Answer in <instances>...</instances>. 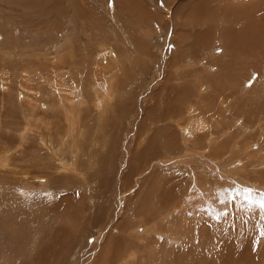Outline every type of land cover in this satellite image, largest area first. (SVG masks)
<instances>
[{
  "label": "rangeland",
  "instance_id": "rangeland-1",
  "mask_svg": "<svg viewBox=\"0 0 264 264\" xmlns=\"http://www.w3.org/2000/svg\"><path fill=\"white\" fill-rule=\"evenodd\" d=\"M251 22L263 30L264 0H0V134L10 160L2 169L30 168L22 193L4 173L0 182L6 210H17L16 220L4 213L12 227L0 242L11 264L35 256L42 264H117L130 252V264H264V183L251 179L264 164L246 169L242 160L264 144V39L237 53L247 54L242 62L226 52ZM27 110L42 113L46 125L59 113L57 136L68 130L64 111L85 128L65 136L54 158L28 145L42 150L29 160L30 151L16 152L28 138L16 113ZM190 183L193 208L181 215L175 203ZM7 198L16 199L12 207ZM38 205L44 213L30 216ZM166 223L178 245L156 236ZM240 229L247 243L235 240ZM113 239L119 246L106 251ZM44 247L49 252L38 256Z\"/></svg>",
  "mask_w": 264,
  "mask_h": 264
},
{
  "label": "bare ground",
  "instance_id": "bare-ground-1",
  "mask_svg": "<svg viewBox=\"0 0 264 264\" xmlns=\"http://www.w3.org/2000/svg\"><path fill=\"white\" fill-rule=\"evenodd\" d=\"M204 5V4H203ZM254 8H255V6H254ZM251 11H253L252 9H251ZM253 15V17H255V14H252ZM252 15H250V18L252 17ZM245 18V17H244ZM192 19L193 20H195V17H192ZM256 20V19H255ZM252 23V22H251ZM263 24V23H262ZM263 26V32L261 31V32H256V31H254V28H255V26L253 25V23L252 24H250L249 25V27H248V29L247 30H245V31H238L235 35L236 36H232L233 38L232 39H228L229 40V46H228V48H226V52H228L229 53V55L230 56H233L232 55V53L234 52V51H236V58H241V62L244 60V58H245V56H247V54L246 55H244L243 57H240L237 53L239 52V51H241L242 49H246V51L247 50H249V49H251L252 48V45L254 44H258V42H259V40H263L264 39V25H262ZM227 40V41H228ZM67 43V42H66ZM68 44V43H67ZM69 47H67V48H69V52H72V47L71 46H73V45H68ZM51 49V48H50ZM49 49V50H50ZM222 50H224V48L222 47ZM229 50V51H228ZM44 51V50H43ZM57 51V50H56ZM74 51V50H73ZM225 51V50H224ZM58 52V51H57ZM56 52V53H57ZM44 53V52H43ZM55 53V54H56ZM59 53V52H58ZM45 54H46V52H45ZM264 54V53H263ZM252 57V56H251ZM257 57V56H256ZM249 58V57H248ZM97 59V58H96ZM247 59V58H246ZM224 60V59H223ZM254 60V59H253ZM254 62V61H253ZM256 63V62H255ZM257 64V63H256ZM258 65V64H257ZM259 66L262 68V67H264V60H262L261 61V63L259 64ZM257 67V66H256ZM96 68V67H95ZM95 68H94V70H95ZM246 68V67H245ZM244 68V69H245ZM249 68V67H248ZM256 71V70H255ZM250 73V72H249ZM253 73H255V72H253ZM256 74V73H255ZM100 75H101V73H100ZM104 75V74H103ZM128 74H126V76H127ZM258 75V74H257ZM261 75H262V72H261ZM121 76V75H120ZM116 77V76H115ZM246 77H249V76H246ZM255 77V76H254ZM259 77V76H258ZM252 78V77H251ZM257 78V77H256ZM261 78H262V76H261ZM250 79V78H249ZM254 79V78H253ZM119 80V79H118ZM251 80V79H250ZM261 79L259 78V81H260ZM73 81V80H72ZM122 81V80H121ZM254 82V81H253ZM252 82V83H253ZM264 82V81H263ZM247 83V82H246ZM261 83V82H260ZM256 85V84H255ZM260 85H262V84H260ZM113 86H114V84H113ZM72 87V86H71ZM254 87V86H253ZM257 87H259V86H257ZM261 87H263V86H261ZM106 88H110V87H106ZM114 88V87H113ZM112 88V89H113ZM112 89H109V90H112ZM105 90V89H104ZM103 90V91H104ZM114 90V89H113ZM216 90V89H215ZM253 90V89H252ZM260 90V89H259ZM101 91V90H100ZM105 91H107V90H105ZM262 91V90H261ZM108 92H110L109 94H110V96H107L108 98L109 97H115V96H118L119 94H117V92L116 93H114L113 91H108ZM108 92H106V93H104L103 92V94L105 95H108ZM95 95L97 96V94L95 93ZM222 95H224V94H222ZM221 95V96H222ZM221 96H219V97H217L216 99L218 100V102H219V105H223V104H225L226 103V99H224L223 97H221ZM98 97H99V95H98ZM104 97V96H103ZM100 98H102V96H100L99 97V101H100ZM95 99V98H94ZM111 99V98H110ZM110 99H109V101H110ZM102 100V99H101ZM107 101H108V99H106ZM112 100H114V99H112ZM95 101H96V99H95ZM104 101H105V97H104ZM92 101L90 100V103H91ZM103 102V101H102ZM111 103L112 102H114V101H110ZM111 103H110V105H111ZM228 103V102H227ZM230 103V102H229ZM82 104V103H81ZM95 104V103H94ZM100 104V103H99ZM99 104H98V106H99ZM109 104V103H108ZM107 104V105H108ZM80 105V104H79ZM96 105V104H95ZM106 105V106H107ZM189 103L187 102V109H188V107H189ZM97 106V107H98ZM227 106H228V104H227ZM96 107V106H95ZM108 107V106H107ZM226 108V107H225ZM233 108V107H232ZM224 109V108H223ZM227 109H229V108H227ZM240 109V108H239ZM238 110V109H237ZM31 111H33V110H31ZM69 112V113H68ZM75 112V111H74ZM201 113V112H200ZM215 113V112H214ZM64 114H65V116H64V121L65 120H67V127H68V130H67V134L65 133L64 135H62L61 136V134H62V130H60V129H56V131L58 132V130H59V132H58V136L55 134V133H53V130L55 129L53 126L55 125V124H57L56 122L58 121V119H59V117L57 116V115H59V113H55L54 115L53 114H51L50 116H49V121H48V124L46 125V124H44V123H42V121H41V119H42V113H40V112H38V113H35V114H32V113H30L28 110H27V112H25V111H22L20 114H19V112L18 113H16V116L18 115V116H22L21 118H22V123H21V125H23V130H22V133L24 132V133H26V135H27V139H25V140H23V143H21V142H19L18 141V145L19 144H21L20 145V148L19 149H17V147H16V152L17 153H20V154H22L23 155V158L25 157V151H30L31 153H32V155L31 156H29L30 158H29V160H35V159H37V158H40V151H42V150H40V149H37V148H27V146L28 145H33V146H39L41 149H46V150H48V155H50L51 156V158H54L57 154H56V152H58L59 150H60V145L64 142L63 140L65 139V136H68V137H70L74 132H77L78 134H80V131H82V130H84V128H85V126H84V128L82 127V126H79L78 127V130H77V125L78 124H76V121H75V119L74 118H76V116H75V114H72L70 111H64ZM237 114V113H236ZM257 114H259L258 112H257ZM53 115V116H52ZM101 117V116H100ZM4 118V117H3ZM58 118V119H57ZM85 118V117H84ZM102 118V117H101ZM185 118V117H184ZM215 118V121L216 122H219V120H217L216 118L217 117H214ZM258 118V117H257ZM1 119V118H0ZM238 119V118H237ZM259 119V118H258ZM262 119H264V117H262ZM31 120H33L36 124L37 123H39L40 125L38 126V125H36V124H33V122H31ZM87 120V119H86ZM85 120V121H86ZM228 120V119H227ZM261 119H259V121H260ZM258 121V122H259ZM232 122V121H231ZM55 123V124H54ZM203 122L200 120V119H195V125H201ZM0 124H1V120H0ZM190 124V123H189ZM85 125V124H84ZM261 125V124H260ZM253 126V125H252ZM196 127V126H195ZM254 127H255V125H254ZM260 127V126H259ZM0 128H2V125L0 126ZM54 128V129H53ZM189 128V127H188ZM240 128V127H239ZM262 128V127H261ZM8 129V128H7ZM239 130H241V129H239ZM244 130V129H243ZM229 131V130H228ZM1 132V131H0ZM3 132V131H2ZM88 132L89 131H85L84 133H86V135H88ZM185 132V131H184ZM181 133H182V131H181ZM186 133V132H185ZM52 134H55L54 135V137L56 136L57 137V139H54L53 138V136H52ZM5 135H6V137H8L9 135H10V133L8 132V133H5ZM249 135V134H248ZM211 136V135H210ZM212 136H213V134H212ZM250 136V135H249ZM59 137V138H58ZM83 137H85V136H83ZM22 138V137H21ZM87 139V138H86ZM82 140V139H81ZM85 140V139H84ZM86 141V140H85ZM87 142V141H86ZM7 140L5 139V138H3V136L0 134V182H1V179L3 178V173L6 175V176H9V177H11L13 180H14V182L16 183V186H17V188L21 191V193L23 192V188L25 187V186H27L28 184H23L21 181H24V180H27L28 179V177H29V175H28V172H30V168L28 169L27 167H28V165H25L24 167V169L20 172V171H16V170H10V169H6V170H4L3 171V169H2V167H4V166H7V164H9V159L7 158V157H3V153H5L6 151H8V148H7ZM59 144V145H58ZM260 144V143H259ZM64 145V144H63ZM62 145V146H63ZM232 145V144H231ZM17 146V145H16ZM61 146V147H62ZM69 146H70V151H69V154L70 155H72V158L70 159L71 160V162H76V163H74L75 165H74V167L76 168V169H79V161H80V158H81V156L82 155H80V147L78 146V145H76V147H75V145H74V142H73V138H72V142L69 144ZM185 147V146H184ZM233 147V146H232ZM258 148H259V150H258V152L257 153H255V151H254V153L253 152H250V153H247L248 151H244V155H247L246 156V158L245 159H242L243 160V163L245 164V165H247L245 168L247 169V168H250V169H253V168H255V166H259L260 164L262 165V163L264 164V144L262 145H258L257 146ZM247 148V147H246ZM254 148V147H253ZM243 150H245V149H243ZM36 151L38 152L37 154H36ZM76 151H77V153H76ZM76 154H77V156H76ZM83 156H85V155H83ZM32 158V159H31ZM88 158V157H87ZM3 159H4V161H6L7 160V163L5 164L4 162H3ZM6 159V160H5ZM27 158H25V161H26V163L28 162L27 160H26ZM81 162V161H80ZM68 163V161H65V163L62 165V167L63 168H66V164ZM82 163V162H81ZM90 164V163H89ZM255 164V165H254ZM94 165V164H93ZM254 165V166H253ZM91 168H92V166H91ZM94 168V167H93ZM3 171V172H2ZM262 172H259L258 174H256V173H252V177H251V179L254 181V182H257V183H264V168L261 170ZM80 174H81V172H79ZM18 174V175H17ZM79 174V175H80ZM19 177L18 179H16V177ZM27 178V179H26ZM250 179V180H251ZM41 180V179H40ZM249 180V181H250ZM29 181V180H28ZM23 184H21V183ZM46 181L45 180H41V182H39V183H45ZM262 183V184H263ZM191 184V187H189L186 191L185 190H183V193H184V196H183V198H182V200L180 199H178L179 200V202H178V200L176 201V203H175V205L178 207V205L180 206L179 208H180V210L182 211V213H181V215H185L184 214V212L185 211H189L190 210V208L192 209L193 208V205L191 204V201L194 199V195L192 194V192L195 190L194 188H193V184L192 183H190ZM164 185V184H163ZM165 185H167V184H165ZM167 187V186H166ZM164 188V187H163ZM151 189V188H150ZM153 189V188H152ZM161 189V188H160ZM164 191V190H163ZM162 191V192H163ZM145 192H147V191H145ZM148 193V192H147ZM207 193V192H206ZM146 194V193H145ZM185 194H187V195H185ZM151 195H153V194H151ZM149 196V194L148 195H146V201H150V200H152L153 198H152V196ZM166 195H167V193H166ZM170 195V194H169ZM1 197H4L3 195L2 196H0V242H1V240H3L2 238H4V229L8 226H11L12 227V225H11V222H8V221H6V222H3V220L5 219V217H4V213L5 212H7V213H9V216H11L12 217V219L13 220H16V211L15 210H13V209H8V210H6V207L8 206V204L1 198ZM165 197H167V196H165ZM244 197V196H243ZM150 198H152V199H150ZM176 198H177V196H176ZM176 198H174L173 199V202H175V200H176ZM150 199V200H149ZM7 200H9L10 201V204H9V206H11V204H12V201L13 200H16V199H14V198H7ZM8 201V202H9ZM139 201H140V199H139ZM144 201V200H143ZM143 201H141V202H143ZM14 202V201H13ZM19 202V201H18ZM145 202V201H144ZM23 203V202H22ZM151 203V202H150ZM15 204H17V203H15ZM33 204V203H32ZM155 204H157V203H155ZM173 204V203H172ZM34 205H35V203H34ZM153 205V204H152ZM159 205H163V207H159L160 208V211H162V210H164V209H166V203L164 202V200L161 202V200H160V202H159ZM19 206V205H18ZM184 206V207H183ZM12 207V206H11ZM173 207V206H172ZM183 207V208H182ZM14 208H15V205H14ZM168 208V207H167ZM182 208V209H181ZM18 209H20V208H18ZM25 209V208H24ZM162 209V210H161ZM28 210H30V216H35L37 213L38 214H43L44 213V210H43V208L40 206V205H38V207H35V208H30V209H28ZM176 211H177V209L175 210V213H176ZM27 213V212H26ZM163 213V212H162ZM28 214V213H27ZM192 214H193V217L195 218V220H198V219H200L201 217L200 216H197L194 212H192L191 213V215L190 216H192ZM17 216H19V215H17ZM6 220V219H5ZM30 220V219H29ZM191 221V220H190ZM235 223H237L238 224V226H239V228L241 227V223H239L238 222V220H236V219H234L233 220ZM16 222V221H15ZM193 222V221H192ZM232 222V221H231ZM233 222V223H234ZM186 223V222H185ZM15 224V223H14ZM168 223H166L165 224V235H162V234H157L156 236L157 237H160V236H170L169 237V241H172V242H174V241H176L177 240V238H176V236H177V234L176 233H174L173 234V227H170V226H168L167 225ZM185 225V224H184ZM184 225H182V223H180V224H178L176 227L177 228H179L178 230L182 233V234H185V237H187V234L186 233H184V231H186V230H189V227H184ZM133 226H135V225H133ZM133 226H131L132 228H133ZM10 228V227H9ZM135 228V227H134ZM139 229H140V227L136 230L137 231V233L139 232ZM119 230V229H118ZM134 230V229H133ZM239 230V229H238ZM13 232L12 233H15L14 232V230H12ZM61 231V230H60ZM155 231H156V229H155ZM192 231V230H191ZM190 231V232H191ZM62 232H64V231H62ZM141 232V231H140ZM250 237V234H242V230L240 229V231H239V234H238V236H236V239L235 240H239V242H241V240H243V241H246V238H249ZM256 237V236H255ZM245 238V239H244ZM11 239H12V244L13 243H16V239H17V237H16V233L15 234H11ZM174 240V241H173ZM209 240V239H208ZM118 239H113V241L112 242H110L109 243V245H107L106 247L107 248H105L106 249V251L108 250V249H111V247L112 246H114V245H118ZM142 241V240H141ZM56 242V241H55ZM60 242V241H59ZM62 242V241H61ZM108 242V241H107ZM156 242V241H155ZM176 243H177V241H176ZM178 243H180V242H178ZM178 243H177V245H178ZM246 243H247V241H246ZM55 244V243H54ZM59 244V243H58ZM11 245V244H10ZM33 245V244H32ZM180 245V244H179ZM252 245V244H251ZM119 246V245H118ZM171 246V245H170ZM174 245H172V247H173ZM176 246V245H175ZM3 247H4V245L2 246V245H0V262L1 261H3L2 260V258H6V259H4L5 260V262H6V264H11V262L13 261V260H15V258H12V257H6L5 255H6V252L5 253H2V250H3ZM34 247H36V246H34ZM113 248V247H112ZM135 248V247H134ZM145 248V247H144ZM249 248V247H248ZM247 248V249H248ZM35 249V248H34ZM50 249V248H49ZM49 249L48 248H46L45 249V247L41 250V252H40V254H39V252H38V256H41V255H43V254H46V251L47 252H49ZM115 249V248H114ZM149 249V248H148ZM225 249V248H224ZM249 249H251V246H250V248ZM55 250L56 249H54V253H55ZM112 250V249H111ZM119 250V249H118ZM229 250V249H228ZM228 250H226L227 251V253H228ZM106 251H105V255H106ZM52 252H53V250H52ZM244 252H246V251H244ZM230 253H232V252H230ZM243 253V252H242ZM247 253H248V251H247ZM241 254V258L242 257H248V254ZM125 254H127V253H125ZM17 255H20V257H23L22 256V254H20V251L18 250L17 252H16V256ZM101 255V254H100ZM133 255H134V253L133 252H130L129 254H127L126 256L124 255L123 257H122V259H121V261H118V262H120V264H122L123 262H124V264H130V259H133ZM228 256V255H227ZM230 256V255H229ZM121 257V256H120ZM119 257V258H120ZM231 257V256H230ZM43 258V256L42 257H37V256H35V257H33V260L29 263V264H42V259ZM117 259V258H116ZM238 260H239V258H237ZM108 260V259H107ZM134 260V259H133ZM171 260V259H170ZM230 260V259H229ZM234 260V259H233ZM237 260V261H238ZM102 261V260H101ZM110 261V260H109ZM135 261V260H134ZM144 261V260H143ZM218 261V260H217ZM236 261V260H235ZM245 261V260H244ZM247 261V260H246ZM245 261V262H246ZM54 262H56V263H58L59 261L57 260V259H55L54 260ZM106 262V261H105ZM118 262H117V264H118ZM173 262V261H172ZM132 263H133V261H132ZM136 264H137V262H135ZM143 263V262H142ZM142 263H140V264H142ZM174 263V262H173ZM172 263V264H173ZM224 263H225V261H224ZM4 264V263H3ZM28 264V263H27Z\"/></svg>",
  "mask_w": 264,
  "mask_h": 264
},
{
  "label": "snow or ice",
  "instance_id": "snow-or-ice-1",
  "mask_svg": "<svg viewBox=\"0 0 264 264\" xmlns=\"http://www.w3.org/2000/svg\"><path fill=\"white\" fill-rule=\"evenodd\" d=\"M247 191H248L249 193H251L253 190H252V189H247ZM46 195H50V194L46 193ZM261 201H262V202H260L258 206H259L261 209H264V196L261 197Z\"/></svg>",
  "mask_w": 264,
  "mask_h": 264
}]
</instances>
